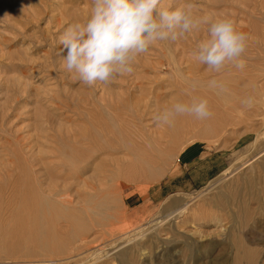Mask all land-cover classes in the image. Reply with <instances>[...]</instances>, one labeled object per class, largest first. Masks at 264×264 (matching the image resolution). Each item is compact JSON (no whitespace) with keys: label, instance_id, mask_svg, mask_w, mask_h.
Segmentation results:
<instances>
[{"label":"rangeland","instance_id":"1","mask_svg":"<svg viewBox=\"0 0 264 264\" xmlns=\"http://www.w3.org/2000/svg\"><path fill=\"white\" fill-rule=\"evenodd\" d=\"M185 3L195 16L231 18L247 34L243 70L216 74L193 59L207 35L202 26L157 42L131 74L89 87L65 70L59 38L87 18L91 0H0V203L11 202L16 183L64 180L71 148L83 153L88 138L106 144L102 118L118 137L109 134L113 146L67 181L79 199L93 193L83 231L65 229L60 251L36 255L9 252L1 241L0 264H264V0H162ZM212 78L225 91L209 88ZM190 94L208 99L211 117L153 122L158 109ZM126 113L122 134L117 120ZM139 132L158 138L149 160L138 145L135 154L125 146Z\"/></svg>","mask_w":264,"mask_h":264},{"label":"clouds","instance_id":"2","mask_svg":"<svg viewBox=\"0 0 264 264\" xmlns=\"http://www.w3.org/2000/svg\"><path fill=\"white\" fill-rule=\"evenodd\" d=\"M202 26L207 35L197 41L193 59L216 74L229 66L243 70L247 64V34L238 31L231 18L195 16L191 3L172 8L164 6L162 0H91L87 18L68 24L59 43L65 70L76 81L91 87L131 74L136 59L157 42H174ZM208 86L217 94L225 91L215 78L209 80ZM190 87L194 93L196 85ZM243 103L251 107L253 98ZM184 115L208 119L212 115L208 99L190 94L187 100H175L158 109L152 119L157 126L171 127L177 117Z\"/></svg>","mask_w":264,"mask_h":264},{"label":"bare ground","instance_id":"3","mask_svg":"<svg viewBox=\"0 0 264 264\" xmlns=\"http://www.w3.org/2000/svg\"><path fill=\"white\" fill-rule=\"evenodd\" d=\"M128 118L130 120L132 117H129L126 113V116L123 115L121 120H117L120 124L118 127H120L119 129L122 134L123 132H126L123 131L124 122L122 120H126L128 122ZM104 120L106 121V118ZM105 121H103L102 118L96 123L99 124L98 129L103 127L100 134L106 144L103 145L102 142L97 144L93 138H88V143H82V145L88 144L86 150H84V152L82 151L83 153L80 152V154L78 152L79 146L77 145H75V148H71L69 150L75 153L76 156L71 154L67 155V153H65L66 151L63 153V157L64 154L65 157L68 156V158H66V162L62 161L65 163L64 169L67 170V174L65 173V176L67 177L64 180L58 181V178L53 180L52 178L43 180L42 178L37 177L33 179V181L26 180L16 183V185L14 184L15 187L13 189V194L8 199L11 202H5V204L0 203V243L2 241L5 248L8 247L7 250L9 252L18 250L20 247L21 250L24 249V253L29 255L50 253L55 251V249L58 252L62 248L61 243L62 239L65 238L63 237V235L65 236V229L67 230V235L69 236L77 230H79V232L83 231L82 229L77 228L81 227L80 218L83 214L88 220L91 219L90 212L93 209L90 202L93 193L89 191L85 199H79V191H75V195L72 193V181L79 176L78 173L85 170L89 164V160L94 157V153L100 152L103 148L112 145L113 137L118 138L115 137L117 129H113V127L108 126L110 125V122L107 125L106 123L108 122ZM109 134L112 138L109 137ZM159 137L163 138V134L161 133ZM137 138L140 140H137ZM134 139L131 143H127L125 145L128 151L135 154L137 152L136 148L138 145L141 153L143 154L142 156L148 160L151 156L147 157V153L155 151L153 148L160 146L159 144H157V147L153 146L155 145V142L158 143L156 141L158 138H155L153 141H148L142 135L140 136V132L136 133V138ZM129 166H131L130 163ZM134 166L136 165L131 167L134 168ZM61 167L60 169L64 170ZM47 180L48 182H46ZM68 180L72 181L67 182ZM44 182H46V186L42 187ZM125 185L126 184L123 181H118L116 183V187L119 190H123ZM89 210L91 211L89 212ZM79 240H84V237ZM74 246L71 245V247L68 248L70 249V254L72 253Z\"/></svg>","mask_w":264,"mask_h":264}]
</instances>
